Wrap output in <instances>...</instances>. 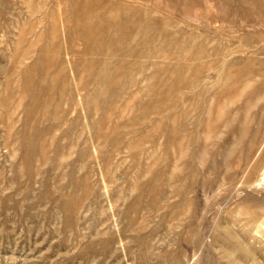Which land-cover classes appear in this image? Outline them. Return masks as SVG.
Returning <instances> with one entry per match:
<instances>
[{
  "label": "rangeland",
  "instance_id": "374dc122",
  "mask_svg": "<svg viewBox=\"0 0 264 264\" xmlns=\"http://www.w3.org/2000/svg\"><path fill=\"white\" fill-rule=\"evenodd\" d=\"M263 169L264 0H0V264H264Z\"/></svg>",
  "mask_w": 264,
  "mask_h": 264
},
{
  "label": "bare ground",
  "instance_id": "6f19581e",
  "mask_svg": "<svg viewBox=\"0 0 264 264\" xmlns=\"http://www.w3.org/2000/svg\"><path fill=\"white\" fill-rule=\"evenodd\" d=\"M117 68V67H116ZM100 76V75H99ZM191 83V82H190ZM106 92V91H105ZM261 178L258 180V182L255 184L256 187H261L262 190L264 191V169L261 172ZM247 182V181H246ZM246 184V183H245ZM260 188V189H261ZM264 193V192H263ZM264 198V194H263ZM258 213L254 212L252 215L253 217H259L262 218L260 221H258L257 225L255 226V232L260 233V230L262 229V226H264V205L258 208ZM257 219V218H256ZM255 219V220H256Z\"/></svg>",
  "mask_w": 264,
  "mask_h": 264
}]
</instances>
